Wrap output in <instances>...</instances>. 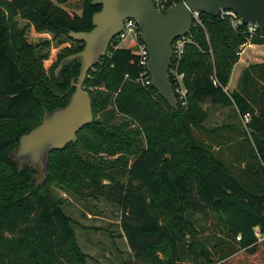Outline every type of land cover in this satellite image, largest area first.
Returning a JSON list of instances; mask_svg holds the SVG:
<instances>
[{"label": "trees", "instance_id": "16d2710c", "mask_svg": "<svg viewBox=\"0 0 264 264\" xmlns=\"http://www.w3.org/2000/svg\"><path fill=\"white\" fill-rule=\"evenodd\" d=\"M92 1L83 0L80 15H71L58 6L67 0H0V264H87L72 218L50 196L51 182L75 197L118 207L131 254L123 264H159L144 260L157 252L169 258L166 264H264V66L245 68L228 94L248 34L246 26L233 28L227 17L201 14L202 25L187 34L178 66L185 106L177 103L174 110L151 86H142L138 56L113 40L84 82L93 120L76 142L50 153L46 181L34 187L37 171L18 170L8 159L19 138L39 125L44 110L65 106L79 62L67 63L59 81L53 70L83 48L67 34L92 29V16L101 9ZM15 18L26 26L19 28ZM29 26L77 47L57 56L48 74L43 66L48 52L27 41ZM257 34L250 43L264 45V30ZM205 105H232L237 115L249 117L255 161L240 175L192 136L208 117ZM131 125L135 129L127 130ZM136 131L140 138L131 137ZM28 189L31 194L24 197ZM206 209L224 217L229 237L240 235L235 252L214 259V250L196 239L191 218Z\"/></svg>", "mask_w": 264, "mask_h": 264}, {"label": "water", "instance_id": "95a60500", "mask_svg": "<svg viewBox=\"0 0 264 264\" xmlns=\"http://www.w3.org/2000/svg\"><path fill=\"white\" fill-rule=\"evenodd\" d=\"M92 4L101 7L92 16V29L67 34L83 43L82 50L62 60L56 68L59 78L65 61L81 60L76 83L72 79L67 91L69 94L74 88L67 104L46 114L38 126L19 138L18 145L7 155L18 170L41 165L44 175L41 183L47 177L50 153L74 143L77 133L92 122L91 99L84 82L89 69L105 56L119 34L124 19L137 24L140 40L148 52L146 70L151 87L174 110L177 101L168 75L171 45L191 30L192 12L216 17L221 11H231L242 25H257L264 30V0H182L171 4L164 13L157 11L152 0H93Z\"/></svg>", "mask_w": 264, "mask_h": 264}, {"label": "rangeland", "instance_id": "374dc122", "mask_svg": "<svg viewBox=\"0 0 264 264\" xmlns=\"http://www.w3.org/2000/svg\"><path fill=\"white\" fill-rule=\"evenodd\" d=\"M82 1L83 0H67L65 4L58 6L71 15H80ZM15 20L17 21L19 28H22L27 24L26 21L19 18H15ZM25 37L28 42L40 45L41 53L48 52V57L43 62L44 69L48 74L50 67L55 63L57 56L62 55L66 49H75L77 47V44L73 42L53 41L50 34L36 33L31 26L27 28ZM44 42L49 43L48 48L42 46ZM123 46L124 45H122V47ZM109 48L110 47H108L107 52ZM242 52L238 58L246 59V62L245 65L242 63L243 67L241 69H239L240 65L237 67L234 65L229 85L227 87L228 94H231V92L234 91L240 74L245 68L253 65L264 66V46L247 49L243 54ZM249 54L251 57L247 58ZM68 56L64 57L62 60ZM75 60L79 62L80 72L82 64L79 58L65 61L64 67L67 63ZM56 68L53 70V75L54 78L59 81L60 76L58 78V71ZM76 78H72L75 80L74 83H76ZM72 79H70V82ZM73 91L70 92L69 97ZM203 108L206 110L208 117L202 124V129L194 128L191 130L192 136L199 143L209 146L214 157L224 165L228 166L233 174L240 175L245 169L247 163L251 164L255 161L251 151V144L247 138L248 130L246 124L249 117L247 115H237V111L232 105L215 107L205 105ZM53 110H44L40 123L43 121L45 115ZM227 127L230 129H227ZM133 129H135L133 125L127 128L129 131ZM135 133L137 134H134L131 137H141L140 132L136 131ZM103 156L108 159L112 158L105 154H103ZM125 158L128 162L133 159L130 155L125 156ZM31 170L37 171L34 182V187H37L42 184L41 180L44 178V175L41 172V165H38ZM49 190L51 198L60 202L65 214L72 218L74 222L73 230L76 242L82 253L87 256V264H123L131 259L130 251L119 228L120 213L118 207L103 199L94 200L90 198L82 199L75 197L64 189H61L54 182L49 183ZM30 194L31 189H28L24 193V197H28ZM191 221L198 232L196 239L205 242L206 246L211 250H214L212 251L214 252V259L220 258L221 255L235 252L237 249V238L240 237V235H237L236 239L229 237L224 217L219 212L206 209L201 213H194ZM187 239H189L188 236ZM152 258L159 262V264H166L169 259L164 254L157 252L156 254L154 253L151 258L145 256L144 260H151ZM182 264H189V262L185 261Z\"/></svg>", "mask_w": 264, "mask_h": 264}, {"label": "built area", "instance_id": "2783aa9c", "mask_svg": "<svg viewBox=\"0 0 264 264\" xmlns=\"http://www.w3.org/2000/svg\"><path fill=\"white\" fill-rule=\"evenodd\" d=\"M180 1L182 0H152L155 8L160 13H164L171 4ZM200 15L201 14L198 12H192V26L202 25ZM218 16H220V18H229L231 20V25L233 28H236L237 25L241 24L237 16L231 11H221ZM246 27L248 39L247 42L241 46V51L240 53H238V55H240L245 48H249L252 45L250 43L251 38L257 37L258 30L261 29L257 25H246ZM187 34L182 38L173 41L171 45V61L168 68L169 79L170 81L172 80V83L174 85L172 89L176 101L181 106H185L186 104V90L182 85L183 74L178 71V66L183 54L184 45L189 42V37H187ZM113 40H115L117 47L129 49L138 56V66L140 70L138 82L145 87L151 86L150 77L148 76L146 70L148 62V52L146 50V47L140 40V32L138 30L136 22L132 19H124L119 34ZM122 45L124 46L122 47ZM255 235L258 239H260L258 229H255ZM239 239L240 237L237 238L238 241Z\"/></svg>", "mask_w": 264, "mask_h": 264}, {"label": "crops", "instance_id": "0c3cea01", "mask_svg": "<svg viewBox=\"0 0 264 264\" xmlns=\"http://www.w3.org/2000/svg\"><path fill=\"white\" fill-rule=\"evenodd\" d=\"M262 46H264V45H262ZM256 47H258V46H257V45H251L249 48H245V49L243 50L242 54L244 53L245 50H247V49H251V48H256ZM250 57H251V55L249 54L247 58H250ZM245 62H246V59L239 58L238 62L235 64V66L237 67V66L240 65V68H239V69H241V68L243 67V64L245 65ZM242 63H243V64H242ZM228 85H229V83H228ZM227 87H228V86H227Z\"/></svg>", "mask_w": 264, "mask_h": 264}]
</instances>
